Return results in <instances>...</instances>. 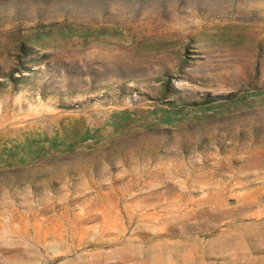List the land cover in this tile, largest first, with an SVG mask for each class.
Instances as JSON below:
<instances>
[{
    "label": "rangeland",
    "instance_id": "1",
    "mask_svg": "<svg viewBox=\"0 0 264 264\" xmlns=\"http://www.w3.org/2000/svg\"><path fill=\"white\" fill-rule=\"evenodd\" d=\"M0 264H264V0H0Z\"/></svg>",
    "mask_w": 264,
    "mask_h": 264
},
{
    "label": "trees",
    "instance_id": "2",
    "mask_svg": "<svg viewBox=\"0 0 264 264\" xmlns=\"http://www.w3.org/2000/svg\"><path fill=\"white\" fill-rule=\"evenodd\" d=\"M229 95H232V93H231V94H229Z\"/></svg>",
    "mask_w": 264,
    "mask_h": 264
}]
</instances>
